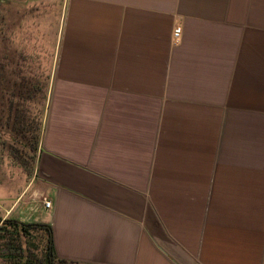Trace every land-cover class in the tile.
<instances>
[{"label": "crops", "instance_id": "crops-1", "mask_svg": "<svg viewBox=\"0 0 264 264\" xmlns=\"http://www.w3.org/2000/svg\"><path fill=\"white\" fill-rule=\"evenodd\" d=\"M0 8L10 76L27 56L8 22L57 31L28 140L0 124L2 234L49 225L68 264H264V0Z\"/></svg>", "mask_w": 264, "mask_h": 264}, {"label": "trees", "instance_id": "trees-1", "mask_svg": "<svg viewBox=\"0 0 264 264\" xmlns=\"http://www.w3.org/2000/svg\"><path fill=\"white\" fill-rule=\"evenodd\" d=\"M6 63L3 58L0 59V124H6L9 127L12 125L13 131L16 133L17 137H21L23 141L28 140L26 136V131L28 129L23 128L26 122L29 124L35 122L36 112L29 106H25V100L32 101L36 96L42 94V86L45 84L42 80L36 79L34 76L24 75V76H10V71H6ZM14 74V71H12ZM12 74V75H13ZM40 97V96H39ZM15 100V101H14ZM22 100V101H21ZM21 101V102H20ZM33 138V137H32ZM30 139V138H29ZM4 224H9L11 227L13 225L19 226L14 227L17 229L13 238L17 243V258H23L24 264H28L30 260H34L33 264H68L67 261L57 259L54 255L52 247V237L51 228L46 224H15L14 221H4ZM4 225L1 228L7 229ZM21 232V234L19 233ZM33 232H38L42 236V240H45V246L43 247L44 254L42 258H37L36 256L30 258L28 257V248H22L19 243L20 240L24 238H32ZM5 235V234H4ZM22 235V236H21ZM3 236V234H2ZM5 238V236H3ZM11 244H13L11 242ZM23 251V252H22ZM16 264V262H13Z\"/></svg>", "mask_w": 264, "mask_h": 264}, {"label": "rangeland", "instance_id": "rangeland-1", "mask_svg": "<svg viewBox=\"0 0 264 264\" xmlns=\"http://www.w3.org/2000/svg\"><path fill=\"white\" fill-rule=\"evenodd\" d=\"M43 15V16H42ZM28 14L27 19L25 17L22 28H13V33L10 35L15 37V42L18 48L22 49L25 56H27L26 62L22 65V72L27 73V75L34 76L36 79H40L43 82H47L48 78L46 75L50 70L52 64L51 61H48V54L51 56L55 50L57 31L55 27L54 14ZM19 13L16 14V20L20 19ZM43 17V18H42ZM5 13L3 8H0V59L3 58L4 52V38H5ZM22 38V39H21ZM9 50V49H8ZM2 226V225H1ZM36 236L33 238H22L20 244L22 248H28V257L32 258L33 256L37 258H42L44 251L43 247L45 246V240H42V236L38 232H33ZM3 239L2 232L0 231V252L6 254L8 252L7 247L4 245L1 240ZM3 261V260H2ZM16 262V260L14 261ZM19 264H24V259H20ZM12 263V261H11ZM75 264V263H69Z\"/></svg>", "mask_w": 264, "mask_h": 264}, {"label": "flooded vegetation", "instance_id": "flooded-vegetation-1", "mask_svg": "<svg viewBox=\"0 0 264 264\" xmlns=\"http://www.w3.org/2000/svg\"><path fill=\"white\" fill-rule=\"evenodd\" d=\"M12 232L15 233L16 231L15 230L12 231V229H8V231L5 233V236H8L9 237V238L5 237V238H7V240L5 241V245L6 246H10L11 245V242H12L13 243V246L12 247L14 248V247H17L18 243L13 238H10V237H15V234L12 233ZM19 233L21 234V232H19ZM3 236H4V234H3ZM34 236H36V235L33 234L32 238ZM7 255H11V253H8ZM13 256H14V258H16L17 255L15 253H13ZM19 259H22V258H19ZM33 262H34V260L32 259V260H30V262L28 264H33Z\"/></svg>", "mask_w": 264, "mask_h": 264}, {"label": "built area", "instance_id": "built-area-1", "mask_svg": "<svg viewBox=\"0 0 264 264\" xmlns=\"http://www.w3.org/2000/svg\"><path fill=\"white\" fill-rule=\"evenodd\" d=\"M180 34V27H176L173 30V38L177 39L179 37ZM43 204L46 208H49L51 206V202L50 200H47L46 198H43Z\"/></svg>", "mask_w": 264, "mask_h": 264}]
</instances>
